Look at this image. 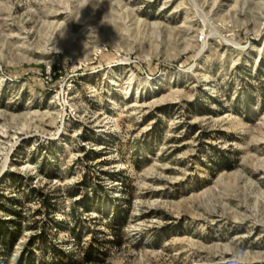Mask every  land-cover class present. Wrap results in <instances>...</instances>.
Here are the masks:
<instances>
[{"label":"rangeland","instance_id":"1","mask_svg":"<svg viewBox=\"0 0 264 264\" xmlns=\"http://www.w3.org/2000/svg\"><path fill=\"white\" fill-rule=\"evenodd\" d=\"M1 196L6 264L82 260L105 212L81 264H264V0H0Z\"/></svg>","mask_w":264,"mask_h":264},{"label":"trees","instance_id":"2","mask_svg":"<svg viewBox=\"0 0 264 264\" xmlns=\"http://www.w3.org/2000/svg\"><path fill=\"white\" fill-rule=\"evenodd\" d=\"M85 185V182L81 184L82 187H84ZM31 191L35 193L36 198L38 199V202L40 204V208L36 211V213L44 214V216H46L42 220L43 222L41 223V225L37 224V222L39 221L36 222L38 228L41 226V234L39 235V239H41L43 243H46L49 242L48 233L53 232V230H61V228L63 227V222L57 221L54 218L56 211L59 209V203L56 200V196L54 194H47L44 189L34 188ZM2 197L3 196L0 197V210L10 216L8 220L0 218V261L6 264L9 262L12 255L15 240L23 232V226L21 223L24 220V215L22 214V208H20L22 206V203L18 198L5 199ZM86 205L87 208L88 204L86 203ZM72 210L76 211L77 208L75 206H72ZM110 216L111 213L105 212L104 214H102L101 218L106 219L104 226L107 228L108 234L113 236L114 239L112 241L101 238L99 239L97 235L104 234L105 232H101L99 230L93 231L96 237L93 238L94 243L85 250L86 253L82 258L83 261L92 260L93 254L99 251L100 247H104L106 243L120 244L123 221L115 212L111 217ZM75 240L79 241L80 238L76 237ZM31 244L32 242L30 243V246L23 251V258H27V264H32ZM53 251V259L49 264H81L82 262V260L75 258L73 254H66L65 252L60 251V249L58 248H53Z\"/></svg>","mask_w":264,"mask_h":264}]
</instances>
